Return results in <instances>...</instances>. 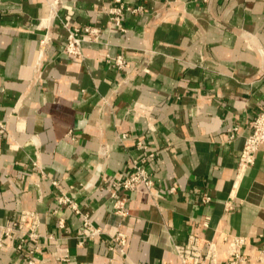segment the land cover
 Wrapping results in <instances>:
<instances>
[{
	"label": "crops",
	"instance_id": "0c3cea01",
	"mask_svg": "<svg viewBox=\"0 0 264 264\" xmlns=\"http://www.w3.org/2000/svg\"><path fill=\"white\" fill-rule=\"evenodd\" d=\"M52 1L0 0V223L39 212L36 264H181L175 245L191 234L216 243L220 264L227 239L244 236L247 264H264V144L238 170L264 110V0H121L145 8L121 28L105 10L116 0H63L51 18ZM65 14L103 29L82 59L65 52ZM139 160L155 184L124 192L121 217L113 184ZM61 192L105 232L86 237ZM119 230L124 254L111 247ZM18 242L5 243L0 264H25L35 246Z\"/></svg>",
	"mask_w": 264,
	"mask_h": 264
},
{
	"label": "built area",
	"instance_id": "2783aa9c",
	"mask_svg": "<svg viewBox=\"0 0 264 264\" xmlns=\"http://www.w3.org/2000/svg\"><path fill=\"white\" fill-rule=\"evenodd\" d=\"M117 5L105 8L110 18L117 27L121 28L122 19L127 12L143 13L145 8L142 5L125 4L121 0H116ZM63 5V0H53L51 2V18L59 16L58 9ZM63 25L67 30L65 43V52L73 58H84L82 45L84 42H100L103 29L98 24H84L82 26L73 23V16L65 14L62 18ZM125 30V29H122ZM42 53V52H41ZM42 55V54H41ZM107 62L116 63L120 70H125L128 61L123 54H119L116 58L110 57L108 54L103 58ZM40 63H38V66ZM41 70L37 68V79L41 78ZM128 78L125 79V82ZM252 130L246 137L244 148L240 156L238 170L243 175L246 170L254 165L256 153L264 144V110L260 111L251 122ZM236 129L230 134L231 138L236 136ZM6 125L0 122V134L6 133ZM127 134H123L122 138H126ZM138 147H146L143 141L137 143ZM151 157L154 154L150 155ZM144 160L135 161L134 169L131 174L113 184L112 197L114 199L115 213L121 217L128 215L127 196H123L126 191H134L140 184H144L148 189L154 187V180L146 167L143 165ZM58 185L57 181H54ZM93 184L88 182L86 188L92 187ZM175 188H173L174 190ZM211 197L205 196V201H211ZM58 203L62 206H68L78 211L83 216V233L86 237H96L103 232L104 229L95 226L87 213H81L77 202L67 193L61 192L58 195ZM59 224L65 228V220L61 219ZM204 226H208L209 220L203 222ZM41 216L37 210H22L18 217L9 220L6 223H0V252L8 240L19 238L16 247L18 250L25 251V244L31 242L34 244L33 249L26 250L27 258L25 264H36L34 254L40 249L43 234L40 232ZM52 238V236H49ZM264 239V234H261ZM128 236L122 230H119L112 238V248L119 249L121 253H125V246ZM246 238L241 235H234L227 239V256L228 264H247V256L243 253V246ZM175 251L181 261V264H220L218 258V249L216 243L206 237L191 234L185 244H176ZM264 256L261 258L263 259ZM164 264V263H159Z\"/></svg>",
	"mask_w": 264,
	"mask_h": 264
}]
</instances>
